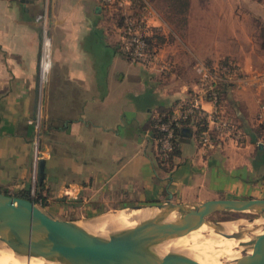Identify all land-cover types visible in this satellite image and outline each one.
<instances>
[{
  "label": "crops",
  "instance_id": "0c3cea01",
  "mask_svg": "<svg viewBox=\"0 0 264 264\" xmlns=\"http://www.w3.org/2000/svg\"><path fill=\"white\" fill-rule=\"evenodd\" d=\"M108 21L100 0H0V191L33 196L42 178L55 200L47 212L78 216L264 198V147L250 135L264 90L229 86L224 109L248 133L244 143L224 138L205 149L187 129L170 172L157 165L151 133L154 113L192 92L196 60L233 58L245 73L263 72L244 57L253 50L213 30L172 41L161 51L178 65L171 75L125 58Z\"/></svg>",
  "mask_w": 264,
  "mask_h": 264
},
{
  "label": "water",
  "instance_id": "95a60500",
  "mask_svg": "<svg viewBox=\"0 0 264 264\" xmlns=\"http://www.w3.org/2000/svg\"><path fill=\"white\" fill-rule=\"evenodd\" d=\"M41 163L43 166L44 161ZM152 206L161 212L145 221V236L117 233L102 236L88 231L78 220L53 217L31 198L0 191V237L17 253L41 256L61 264H202L177 252L160 256L154 248L170 238L181 236L188 228L202 227L205 222L211 223L216 232L226 237L240 239L250 231L248 227H241L233 234H226L222 223L236 219L210 222L208 217L218 212L258 213L256 217L246 218L250 222L264 218V198H219L200 204L169 200ZM173 211H178L180 217L165 221ZM240 246L252 248L254 254L233 264H264V233L241 242Z\"/></svg>",
  "mask_w": 264,
  "mask_h": 264
},
{
  "label": "rangeland",
  "instance_id": "374dc122",
  "mask_svg": "<svg viewBox=\"0 0 264 264\" xmlns=\"http://www.w3.org/2000/svg\"><path fill=\"white\" fill-rule=\"evenodd\" d=\"M142 2L144 5L142 9L139 10L137 7L134 6V4H130L129 0H125V2L122 3V6L117 3L106 5L100 0L103 15L106 17L107 20H109V24H112L109 26L110 30L113 31L112 33H115V35L118 37V40L122 41V30L121 28L115 26V23L112 21V15L116 12L117 8L119 10H122L123 13L126 14H134L136 12L144 13L148 18V28L150 29L152 27H157L160 33L165 34L167 38V44L174 41L175 44L173 45L180 46L181 44H183L184 40L186 42L187 39L192 41L194 38H202L203 35H208V33L212 34L213 30L216 31L217 36L224 37L229 35L228 38L236 42H242V45H246L247 48L253 50L254 53L253 56L252 54H249L244 55V57L250 59L256 58L257 61L260 62V64H264V53L260 48V45L262 44L261 46H263L264 43V0H192L193 7H188L186 12L184 13L180 12L181 5H178L181 2L176 3V0H142ZM144 6H146V9L144 8ZM148 32L150 31L148 30ZM163 46L159 48L151 64L145 65L140 62L134 63L145 65L148 68L157 66L162 73L169 71L171 75L176 73L178 70V65L175 62L174 58L171 57V59L169 56L161 57V51ZM225 59L233 60L238 64V66L242 70L240 64L236 59L224 58L221 60ZM167 63L171 65L170 68L169 66L166 67ZM204 63L212 64V60L208 61L200 59L195 61V75L192 82V92L200 91L201 87H199V83L204 77V69H206L203 68ZM213 63H218V61H213ZM249 88L250 87H235V89L237 90ZM41 136L38 141L39 146H41ZM14 195L16 194L14 193ZM32 197L36 198V192ZM43 197L44 198L42 199H37L36 204L47 212V210H49L47 206L55 200L52 198L50 199V193L49 191H47V189L43 191ZM127 209L128 208L112 210L103 215L102 213H96L87 214L85 216H78L71 214L70 212L65 210L62 212H53L52 215L53 217H62L60 219L66 220L78 218V221L81 222L82 225L84 223L104 225L106 219L111 218L115 212H118L121 215H125L127 213H139L138 209ZM143 213L146 214L148 216L146 218L149 219L150 214L147 212ZM257 215L258 213L254 212L251 213L238 211H224L211 215L210 217H208V220L213 223L228 219H236L231 221H225L233 222L242 219L247 220L248 218L256 217ZM147 219L144 218L145 221ZM228 263L231 262L224 261V264Z\"/></svg>",
  "mask_w": 264,
  "mask_h": 264
},
{
  "label": "built area",
  "instance_id": "2783aa9c",
  "mask_svg": "<svg viewBox=\"0 0 264 264\" xmlns=\"http://www.w3.org/2000/svg\"><path fill=\"white\" fill-rule=\"evenodd\" d=\"M101 1L106 5L117 3L121 6L125 2V0ZM129 2L133 5V0H129ZM144 8L146 9V6ZM131 15L127 14L126 25L121 27L124 49L128 50L130 61L149 65L154 60L155 54L148 52V44L145 39L146 29L149 27L148 18L144 13L137 17ZM203 68L206 69H204V77L199 83V87H201L199 92L193 91L179 101L167 120H164L159 112L154 113L153 127L162 132L160 138L157 139L156 149L158 154L163 157L168 156L173 148L175 125L181 120L203 119L206 121L207 127L199 138L201 147L205 149H215L220 140L224 138H231L238 144H242L249 136L241 125L227 115L220 87L229 84L232 88L250 87L264 90V72L245 73L233 60H221L212 64L204 63ZM40 69L41 76L44 78L48 69L45 53L42 56ZM207 102L211 105L210 109L204 107ZM255 127L261 129L258 144L264 147V102L260 105ZM38 157H44L43 150L38 151Z\"/></svg>",
  "mask_w": 264,
  "mask_h": 264
},
{
  "label": "bare ground",
  "instance_id": "6f19581e",
  "mask_svg": "<svg viewBox=\"0 0 264 264\" xmlns=\"http://www.w3.org/2000/svg\"><path fill=\"white\" fill-rule=\"evenodd\" d=\"M138 209L139 213H127L121 215L115 212L111 218H107L104 225H95L84 223L82 226L88 231L108 236L110 233L128 235L131 237L145 236V219L148 217L143 212L150 214V218L156 217L161 209L155 206H145L141 208L130 207L127 210ZM180 217L178 211L171 212L165 221H173ZM144 224V225H143ZM226 234H233L241 226L248 227L243 238L226 237L218 232L214 226L205 222L200 228H188L184 234L179 237L170 238L154 248V251L160 256L170 252L182 253L195 258L202 264H224V261L239 262L245 259L247 255H253L254 250L250 247L240 246L241 242H247L264 231V218L260 217L253 222L249 220H238L222 223ZM245 252V253H244ZM0 264H61L59 262L45 259L41 256H30L25 253H17L8 243L0 237Z\"/></svg>",
  "mask_w": 264,
  "mask_h": 264
},
{
  "label": "trees",
  "instance_id": "16d2710c",
  "mask_svg": "<svg viewBox=\"0 0 264 264\" xmlns=\"http://www.w3.org/2000/svg\"><path fill=\"white\" fill-rule=\"evenodd\" d=\"M176 1H177L176 3L181 2L180 4H178V5H181L180 12L181 13L186 12L189 6V0H176ZM133 4L139 10H141L144 5L142 0H133ZM140 14H141L140 12H136L132 14L131 16L137 17ZM126 19H127V14L123 13V11L119 9L116 10V12L112 15V21L115 23V26L119 28L124 27L126 25V22H125ZM148 30L150 32H148ZM145 39L148 44L147 46L148 52L152 53L153 55L156 54L159 48H161L167 41L165 34L160 33L157 27H152L150 29L147 28ZM117 46L120 52L125 56V58L130 60L128 50L124 49L123 42L118 40ZM263 47H264V43H263ZM225 60H228V59H225ZM228 89H229V84H225L220 87V92L223 95L222 96L223 102L226 99V94L228 92ZM174 106L171 109L159 111V113L163 116L164 120L165 119L167 120L170 117V115L173 112ZM153 123H154V120H152V124H151V133L155 141V144H157V139L160 138V136L162 135V132L155 129L153 127ZM206 125H207L206 121L203 119L179 121L178 124L175 125L173 148L169 152L168 156L163 157L159 155L156 149V155H157L156 162H157L158 167L168 172L172 171L174 167L176 166L175 157L179 155V141L183 137V135L186 133L185 130L194 129V132L197 134L198 138H200L201 133L207 127ZM250 135L251 137H256L258 139L261 135V129L259 127H254V130L250 132ZM43 190H46V183H45V179L40 178V180H38L36 184V198L32 197L29 192L18 193L17 196L24 197V198H31L36 202L37 199L44 198ZM5 193H8V192L6 191Z\"/></svg>",
  "mask_w": 264,
  "mask_h": 264
}]
</instances>
